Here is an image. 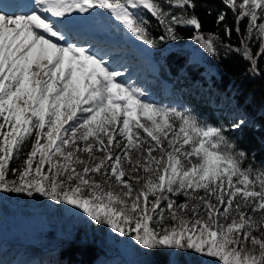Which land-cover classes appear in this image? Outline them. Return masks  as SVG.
<instances>
[{
    "label": "snow or ice",
    "instance_id": "6c2138e0",
    "mask_svg": "<svg viewBox=\"0 0 264 264\" xmlns=\"http://www.w3.org/2000/svg\"><path fill=\"white\" fill-rule=\"evenodd\" d=\"M220 2L228 42L201 32L196 0L0 2V194L54 202L167 264H264V163L226 135L249 122L232 112L213 125L154 104L93 50L101 27L153 51L191 29L204 53L235 54L259 76L264 0Z\"/></svg>",
    "mask_w": 264,
    "mask_h": 264
},
{
    "label": "trees",
    "instance_id": "16d2710c",
    "mask_svg": "<svg viewBox=\"0 0 264 264\" xmlns=\"http://www.w3.org/2000/svg\"><path fill=\"white\" fill-rule=\"evenodd\" d=\"M196 3L195 14L202 23L201 32L205 35L215 33L228 42L223 26L216 24L218 13L225 10L220 0H196ZM148 19L155 24L150 16ZM224 23L233 26L230 11ZM150 31L153 37L160 34L155 27ZM178 34L181 39L161 42V48L155 50V73H147L150 86H154L152 89L163 103L190 110L209 124L216 125L221 120L227 124L224 114L229 109L243 116L249 126L226 135L235 137L240 148L255 152L256 160L264 163V58L258 62L259 76H245L248 63L239 56L231 54L225 59L224 50L219 49L221 59H214L190 40L191 29H179ZM231 43L239 46L235 31ZM163 86L168 89L166 93L161 91ZM225 100L229 105L233 102L227 111L219 108ZM16 166V163L12 164V167ZM183 201L184 197H180L179 202ZM45 203L53 206L46 207ZM85 219L63 210L54 202L43 201L37 209H20L0 198V240L4 241V248L0 247V264H101L113 261L111 256L121 254V251L107 237V228L86 223ZM32 222L35 229L31 235L28 226ZM129 252L125 257L130 264H167L168 261V256L159 251L145 254L138 247H129ZM178 258L182 259V256L178 254ZM114 264L125 263L118 258Z\"/></svg>",
    "mask_w": 264,
    "mask_h": 264
},
{
    "label": "rangeland",
    "instance_id": "374dc122",
    "mask_svg": "<svg viewBox=\"0 0 264 264\" xmlns=\"http://www.w3.org/2000/svg\"><path fill=\"white\" fill-rule=\"evenodd\" d=\"M120 49H122L121 46H119L117 48L116 55H119L120 53H122L121 51H119ZM96 50H98V49L96 48ZM106 52H108V51H106ZM113 57H115V54H113ZM105 59H108V56L105 57ZM111 66L112 67H121L124 70V72L126 73V75L124 77H122V79L130 80V81L134 82L140 88L146 90L147 99L151 100L154 104L161 105V106H166V107H170V108H175V109L180 110V111H184V109L182 107L180 108L178 106L177 107L176 106H170V105L165 104V103L162 102L160 97L157 96L156 91L152 89L154 86H150L149 81H147L148 77L146 76V72L142 71L140 69V67H139V64L136 63L135 61L128 60L127 58L123 57V62L115 59ZM227 103H229V102L225 100L223 102V104L219 108L221 110H223V111H227V109H229L231 107V105H233V102L231 103V101H230V105L227 104ZM232 107H234V106H232ZM228 112L232 113L230 109H229V111H227V113ZM99 155H101V154L97 153V156H99ZM154 155H155V153H154ZM84 158L86 159L87 155H85ZM97 181H99V180H97ZM108 190H109L108 186L105 185L104 186V191H108ZM113 191L119 192L120 189H118V188L117 189H113ZM0 197H3V199L6 200L10 205L15 206V207L20 208V209H37L39 207L40 203L45 201L44 198H38V200L40 202L37 203V202L31 201V198H27V197L20 196V195H17V194H11V195H9V194H0ZM185 215H188V213H185ZM28 228H29L30 234H31L32 232H34L35 224L33 222L30 223ZM107 232H108V229H107ZM110 241L112 242L113 245H117L118 246L119 250L121 251V254L113 255V256H111L112 259H114L113 261H111V262L105 261V262H103L101 264H114V262L118 258H121L123 261L127 260L126 257H128L129 254H130L129 246L122 245V244H119L117 242H113L112 240H110ZM25 242H29V241H25ZM53 249H55V247ZM124 256H126V257H124ZM208 259H212V258H208Z\"/></svg>",
    "mask_w": 264,
    "mask_h": 264
},
{
    "label": "bare ground",
    "instance_id": "6f19581e",
    "mask_svg": "<svg viewBox=\"0 0 264 264\" xmlns=\"http://www.w3.org/2000/svg\"><path fill=\"white\" fill-rule=\"evenodd\" d=\"M135 43L138 44L139 46H141L142 48L147 49V46H142V44H141L140 41H136ZM84 46H87V45H84ZM87 47H88V46H87ZM118 47H119L118 44H115V46L111 47V50H109L108 52H106V51L103 50L102 52H100V54H101V55H104V53H107L108 55H106L105 57H107V56H111L112 61H114L115 59H117V60L123 62V57H120V55L123 56V54L116 55V52H117V48H118ZM121 47H122V49L119 50V51H121V52H122V51H127V50H128V48L126 47V44H125V43H123V45H121ZM100 49H102V48H100ZM93 50H94V51H97L95 47H93ZM98 50H99V49H98ZM113 54H115V57H113ZM117 56H118V57H117ZM106 60H107V59H106ZM118 65H119V64H118ZM85 155H87V154H82L81 158H82V159H85V158H84ZM87 158H88V157H87ZM87 158H86V159H87ZM86 159H85V160H86ZM96 179L99 180V176H97Z\"/></svg>",
    "mask_w": 264,
    "mask_h": 264
},
{
    "label": "water",
    "instance_id": "95a60500",
    "mask_svg": "<svg viewBox=\"0 0 264 264\" xmlns=\"http://www.w3.org/2000/svg\"><path fill=\"white\" fill-rule=\"evenodd\" d=\"M124 263H125V264H129L127 260H124Z\"/></svg>",
    "mask_w": 264,
    "mask_h": 264
}]
</instances>
